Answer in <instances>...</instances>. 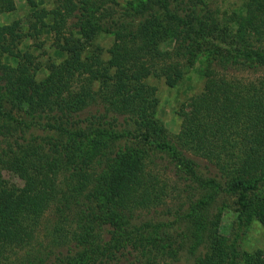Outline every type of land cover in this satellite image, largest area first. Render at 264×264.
Here are the masks:
<instances>
[{"label":"trees","instance_id":"1","mask_svg":"<svg viewBox=\"0 0 264 264\" xmlns=\"http://www.w3.org/2000/svg\"><path fill=\"white\" fill-rule=\"evenodd\" d=\"M15 1L0 0V17ZM23 1L26 32L0 22V116L18 105L25 132L50 135L0 155V264H179L198 247L194 264H238L223 258L210 205L235 193L264 230V0H243L232 27L215 26L207 0H128L124 16L113 0ZM44 27L64 58L35 79L18 45ZM199 57L202 87L169 135L145 79L174 86Z\"/></svg>","mask_w":264,"mask_h":264},{"label":"rangeland","instance_id":"2","mask_svg":"<svg viewBox=\"0 0 264 264\" xmlns=\"http://www.w3.org/2000/svg\"><path fill=\"white\" fill-rule=\"evenodd\" d=\"M54 0H35L37 7L45 9L53 5ZM117 3L116 8L126 15V2L128 0H113ZM243 0H207L215 14V26H221L227 23L232 27L231 19L239 15ZM32 8L28 7L23 0L15 1V8L0 17V22H9L18 20L21 31L26 32L27 26L31 21ZM120 12V11H118ZM135 21L138 17H135ZM48 22V20H46ZM227 21V22H225ZM225 22V23H223ZM134 23V21H133ZM132 23V24H133ZM134 25V24H133ZM111 41L108 34L98 32L94 38V44L106 48ZM164 47L169 46L167 44ZM18 48L26 50L34 56V60L39 66L33 71L35 79H40L46 74L44 66L48 62H59L64 58V54L52 45V37L47 27L42 28L37 38L23 37ZM103 57L105 55L103 54ZM203 60L196 58L194 62L184 68L182 79L174 86H167L160 77L149 76L145 81L154 87L156 106L154 118L157 125L161 126L166 133L174 135L179 128V110L190 111L192 109V97L196 95L203 82L202 76ZM4 114L0 116V155L10 156L12 153H19L25 144H32L43 136L50 135L48 131L26 130L24 124L27 119L24 118V110L18 105L7 103L2 109ZM30 142V143H29ZM148 149V148H146ZM148 152V151H146ZM162 175V173H161ZM7 177V175H5ZM164 181L166 184L168 197L167 203L175 205L173 196L177 194V188L171 175L164 171ZM163 177V178H164ZM10 181L12 177L9 176ZM264 193L259 190L256 192V198L264 200ZM183 196V195H181ZM237 195L219 192L215 201L210 205V213L220 210V216L217 219L216 227L218 235L221 238V249L223 258H235L238 264H246L249 257L255 250L264 252V230L254 216L253 203H249L245 208H241L237 202ZM44 246V244H43ZM200 247L196 251L189 253L182 250L179 253V264H194V258ZM224 258V259H226Z\"/></svg>","mask_w":264,"mask_h":264}]
</instances>
